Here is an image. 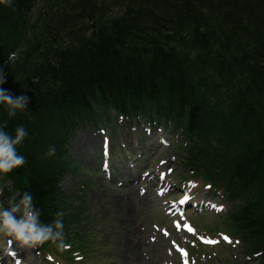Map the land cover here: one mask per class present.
Wrapping results in <instances>:
<instances>
[{
  "label": "trees",
  "instance_id": "trees-1",
  "mask_svg": "<svg viewBox=\"0 0 264 264\" xmlns=\"http://www.w3.org/2000/svg\"><path fill=\"white\" fill-rule=\"evenodd\" d=\"M0 69L2 87L29 98L15 117L0 105V126L29 132L17 146L26 164L4 177L32 195L41 223L59 218L57 161L94 106L109 113L173 102L195 123L213 98L236 151L221 179L258 197L246 209L262 217L257 231L246 219L264 242V0H14L0 5Z\"/></svg>",
  "mask_w": 264,
  "mask_h": 264
},
{
  "label": "rangeland",
  "instance_id": "rangeland-1",
  "mask_svg": "<svg viewBox=\"0 0 264 264\" xmlns=\"http://www.w3.org/2000/svg\"><path fill=\"white\" fill-rule=\"evenodd\" d=\"M91 128L89 125L79 129L71 141L72 156L94 178V187L86 191V214L88 216H86V224L81 227L88 233L86 253L91 261H100V264H161L164 261L166 242H151V237L155 234L153 224L159 222L161 217L154 214L150 216L151 212L147 202L141 203L136 192L131 196L123 195L115 199L116 194H125L130 191L127 188L120 189L118 183L112 184L101 177L100 162L97 157L98 151L100 152L98 148L94 149L92 155H88L92 161L87 156L81 157L76 142L84 133L91 137ZM90 149L83 150V152L86 154ZM93 159L96 160L95 164ZM81 178V176L74 177L68 174L62 183V188L69 191L75 190L74 181ZM211 221L210 217L209 222ZM129 243L133 245V249H129ZM229 248L230 251L226 253L224 261L231 258L230 264L240 262L239 252L232 247ZM201 264L206 263L201 262ZM216 264H223V261L217 259Z\"/></svg>",
  "mask_w": 264,
  "mask_h": 264
},
{
  "label": "clouds",
  "instance_id": "clouds-1",
  "mask_svg": "<svg viewBox=\"0 0 264 264\" xmlns=\"http://www.w3.org/2000/svg\"><path fill=\"white\" fill-rule=\"evenodd\" d=\"M0 5L14 8V0H0ZM16 59L17 52H11L6 63ZM5 82V74L0 69V105L8 108L9 117H15L17 112L27 110L29 98L24 94L14 96L2 87ZM28 135V130L22 124L15 128L14 135L6 131L4 126H0V174L10 173L26 164V157L18 154L17 146L21 145ZM55 153V147H50L47 155L53 156ZM17 212L21 213L19 219L14 215ZM40 215V211L33 204L32 195L25 192L19 203L10 211H5L0 206V234L9 237L21 249H34L46 242H51L59 250L66 249L68 245L64 242L63 221L58 218L52 224L45 225L40 222ZM57 216H63V212L57 213Z\"/></svg>",
  "mask_w": 264,
  "mask_h": 264
},
{
  "label": "bare ground",
  "instance_id": "bare-ground-1",
  "mask_svg": "<svg viewBox=\"0 0 264 264\" xmlns=\"http://www.w3.org/2000/svg\"><path fill=\"white\" fill-rule=\"evenodd\" d=\"M142 4H144V3H142ZM183 34H185V29L183 30ZM87 141H91V144H85L84 147L82 145H79V147H80L81 150H83V149H85L87 147L95 148L96 143L94 141L90 140L89 138H85L84 140H82V142H84V143H87ZM128 247H129V249H133V245L131 243L128 244ZM0 254H1V251H0ZM3 259L6 260V256L5 257L3 256L1 261H3Z\"/></svg>",
  "mask_w": 264,
  "mask_h": 264
}]
</instances>
